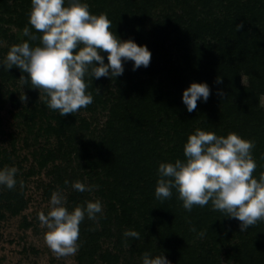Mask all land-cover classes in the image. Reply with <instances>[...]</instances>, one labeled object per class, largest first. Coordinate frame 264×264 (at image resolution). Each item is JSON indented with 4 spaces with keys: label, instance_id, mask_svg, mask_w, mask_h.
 <instances>
[{
    "label": "trees",
    "instance_id": "1",
    "mask_svg": "<svg viewBox=\"0 0 264 264\" xmlns=\"http://www.w3.org/2000/svg\"><path fill=\"white\" fill-rule=\"evenodd\" d=\"M83 2L92 14L106 13L119 38H132L152 53L147 68L133 71L129 61L115 80L86 77L93 103L80 110L108 111L105 125L92 128L93 117L78 112L61 116L57 110L47 111L42 101L37 105L38 94L30 83L22 85L19 78L26 74L16 67L0 68V102L8 94L6 86L12 84L22 92L21 97L29 98V104L40 106L49 120L44 132L56 140V146L42 156L43 162L59 159L64 167L58 172L67 181L97 185L98 199L107 207L100 220L118 206L122 211L118 234L124 232L122 224L140 233L139 239L129 241L141 250L153 256L163 253L171 264H219L222 248L235 264H264V221L249 226L241 242L228 248L233 231L221 217L223 212L210 211L209 204L187 212L175 190L165 200L154 194L159 163L184 160L183 145L197 128L221 136L235 132L253 141L257 163L253 176L258 178L264 172V114L259 108L264 92V0ZM30 9L31 0H0V38L13 45L28 40L24 35L15 38L9 29L13 26L23 32L26 26L31 28ZM240 24L243 27L236 30ZM30 43L35 46L39 41ZM242 75L247 77V85H241ZM218 76L222 78L219 84ZM192 82H206L211 95L188 112L181 95ZM10 98L19 102L14 95ZM35 106L23 107L24 117L34 116ZM163 131H172L171 141H160ZM10 193L11 200L24 204L20 193ZM88 198L76 191L71 201L75 207L92 200ZM192 226L204 232L203 241L190 231ZM110 230L105 225L100 236H95L112 235Z\"/></svg>",
    "mask_w": 264,
    "mask_h": 264
},
{
    "label": "clouds",
    "instance_id": "2",
    "mask_svg": "<svg viewBox=\"0 0 264 264\" xmlns=\"http://www.w3.org/2000/svg\"><path fill=\"white\" fill-rule=\"evenodd\" d=\"M28 17L31 28L26 26L23 35L29 39L12 45L5 59L0 60V67H16L26 74L19 78L22 85L30 83L32 89L38 90L39 100L61 116L93 103L86 77L115 80L124 73V64L129 61L133 71L150 64L152 53L146 45H138L132 38H119L111 30L107 14H92L83 0H31ZM242 27L237 25L236 30ZM30 41L39 43L33 46ZM221 82L218 76L216 83ZM210 95L206 82H192L182 91L181 100L186 110L193 112L197 101L207 102ZM27 99L23 94L22 101ZM254 147L253 141L235 132L221 136L197 128L183 145L184 160L159 163L156 199H168L175 190L187 212L211 202L214 210L238 220L241 232L247 231L249 226L264 221V172L258 178L253 176L257 168L252 155ZM17 172L15 166L0 168V187L13 189ZM71 187L78 192H91L98 186L77 180ZM66 204L63 191H55L50 198V210L38 214L47 229L45 243L58 256H74L78 252L81 223L85 218L98 221L104 207L99 199L86 200L71 210ZM190 231L197 232L194 226ZM123 236L139 239L140 233L128 229ZM197 236L203 237L204 232H197ZM141 264L171 261L163 253L153 256L145 252Z\"/></svg>",
    "mask_w": 264,
    "mask_h": 264
},
{
    "label": "rangeland",
    "instance_id": "3",
    "mask_svg": "<svg viewBox=\"0 0 264 264\" xmlns=\"http://www.w3.org/2000/svg\"><path fill=\"white\" fill-rule=\"evenodd\" d=\"M9 30L15 38L22 39V31L13 26ZM12 43L0 38V60L5 59ZM247 81V77L242 75L241 85H247ZM5 89L8 90V94L4 93L0 102V168L15 166L18 172L17 184L13 189L0 187V264H141L139 255H143L146 251L123 236V233L130 228L127 229L126 225L122 224L121 227L124 229L122 236L117 232L122 213L118 206H114V213H110L103 220L100 218L105 215L107 209L104 205L98 221L85 218L80 225L79 250L74 256H58L46 245L44 233L47 229L39 221L38 214L40 212L47 214L50 210V198L55 191H63L67 200L66 206L71 210L74 208L71 199L75 197L76 191L72 189L71 182L65 184L67 178L62 172H58L64 167L61 160L43 162L42 156L46 155V150L56 146L54 136L52 134L46 136L44 132L49 121L47 114L40 112V106L29 104V98L27 101H22V92L13 88L12 84L7 85ZM34 91L39 96L38 90ZM11 95H14L19 102L12 101ZM40 102L38 97L37 105ZM29 106H35L37 112L27 118L24 117L26 113L23 107ZM259 108L264 114V92L259 97ZM49 110L48 108L47 111ZM78 114L88 119L93 117L95 123L92 128L97 124L99 129L105 125L109 116L108 111L100 112L98 108L96 113L79 110ZM163 133L161 142L172 140V131L168 134L164 131ZM44 148L45 150L42 151ZM10 191L20 193L24 204L20 205L11 200ZM83 193L89 197L88 199H92L91 201L98 199V188ZM208 207L212 211L211 202ZM133 210H137V207ZM223 213L221 217H225V224L233 231L227 245L228 248H232L241 242L244 232L240 231L238 220L228 218L226 213ZM133 215L132 221H134ZM105 225L111 227L110 231L113 234L96 238L95 235L100 236ZM201 240L203 241L204 238L201 237ZM120 250L123 253H120ZM220 250L217 257L219 264H235L233 259L226 257L225 249Z\"/></svg>",
    "mask_w": 264,
    "mask_h": 264
}]
</instances>
